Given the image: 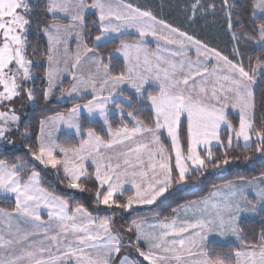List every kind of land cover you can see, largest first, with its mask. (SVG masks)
Wrapping results in <instances>:
<instances>
[{
    "label": "snow or ice",
    "instance_id": "obj_1",
    "mask_svg": "<svg viewBox=\"0 0 264 264\" xmlns=\"http://www.w3.org/2000/svg\"><path fill=\"white\" fill-rule=\"evenodd\" d=\"M186 8L192 23L217 9L223 12L233 41L232 58L128 0H45L44 15L51 22L41 29L47 38V87L42 98L47 101L61 91L74 99L90 93L91 99L41 121L36 150L30 152L39 164L62 171L69 189L85 191L82 181H93L97 205L132 210L134 205L163 203L161 198L167 199L175 189L239 159L228 154L234 140L237 146L242 140L245 149L255 146L264 157V127H256V86L264 85V56L256 57L255 66L249 56L246 67L241 53V45L248 43L264 52V0H250L246 12L235 11V0H191ZM90 12L97 17L92 23L87 21ZM32 16L31 0H0V139L21 120L13 102L35 100V89L26 87L35 81L38 66L31 58L37 53H29ZM64 19L69 23L58 22ZM89 28L99 32L92 47ZM130 30L136 39L126 38ZM73 35L76 50L70 53L68 40ZM147 37L157 41L155 50L149 49ZM117 40L112 53L100 54L101 46ZM120 54L125 68L116 72L112 61ZM65 73L71 76L67 90ZM153 82L155 94L148 91ZM125 86L140 99L135 114L125 112L116 100L124 96ZM127 103L132 107L131 98ZM109 104L122 118L131 117L133 125L122 119L113 128ZM144 104L152 114L148 122L139 118ZM84 110L103 120L107 138L93 128L81 131ZM230 110L239 113L238 125L229 120ZM59 124L74 130L79 143L61 145L45 130V125ZM222 128L227 132L224 139ZM164 132L170 146L162 139ZM213 142L225 149L222 159L214 155ZM126 184L134 194L121 201ZM248 188L254 189L257 204L245 194ZM0 193L11 194L15 201L13 211L0 208V264H264V231L249 241L240 227L242 214L255 213L257 206L264 211V174L213 185L207 196L185 202L169 216L155 217V223L132 220L127 231L135 235L131 247L142 258L137 260L122 254L124 235L116 230L112 216L93 215L84 205L73 206L55 195L41 185L40 173L30 170L27 162L0 159ZM42 208L48 209L47 220ZM212 234L234 237L239 244L213 251L206 243Z\"/></svg>",
    "mask_w": 264,
    "mask_h": 264
},
{
    "label": "trees",
    "instance_id": "obj_2",
    "mask_svg": "<svg viewBox=\"0 0 264 264\" xmlns=\"http://www.w3.org/2000/svg\"><path fill=\"white\" fill-rule=\"evenodd\" d=\"M90 2L91 0H87ZM128 2L134 3L141 7L149 8L153 11L159 19H164L166 22L172 24L175 27H179L182 31H187L190 35L195 36L197 39L209 44L210 47H214L217 50L223 51L224 54L231 57V48L233 41L230 38V34L227 30V24L223 12L217 9L215 14L209 12L206 16H198L195 23L189 21V13L186 5L191 3V0H128ZM206 3L211 0H205ZM219 4V0H215ZM237 8L235 11L246 12L249 9L250 0H235ZM34 6L32 16V29L29 34V41L31 47L29 53L36 52L37 55L31 56L36 65L34 69L35 81L32 83L34 91V105L26 115L25 119L16 128L12 135L13 141L16 146L13 149H0V159L6 160L10 163L27 162L30 170H35L40 173L41 185L53 192L55 195L68 199L70 204L75 206L76 204L84 205L94 215L105 216V212L99 210V206L95 203V187L93 181H82L85 184V191L78 189H69L66 186V179L62 172H58L56 169H52L50 166L45 167L35 161L31 155L30 149L35 151L38 144V137L40 132L41 121L49 116L57 113H65L74 104L87 100L84 97L75 101L61 103L53 98L51 100H44L42 98V91L44 90L45 83L43 80L47 59V42L45 36L42 34L41 29L45 22H51L45 15V0H35L32 4ZM96 18L93 14L87 15V21L89 23L94 22ZM243 29H237L242 31ZM89 35L87 41L89 45H92L94 35H98L99 32L96 29L89 28ZM127 39H132L133 36L129 35ZM93 46V45H92ZM118 46V40L110 43H106L101 46L98 51L101 55L107 57L112 50ZM241 53L244 57V63L247 67L248 57L251 56L253 65L257 56H264V52H261L257 47L248 43L241 45ZM107 62V60L105 61ZM112 67L114 71L119 72L124 70V62L118 57H115L112 61ZM155 89L149 88L148 91L154 92ZM125 95L132 98V107H126V111H132L134 114L137 109L141 108V102L138 101L131 93L125 92ZM151 111L147 104H144L143 111H140L139 118L146 122L151 120ZM116 116L111 118L113 126L116 127ZM229 120L233 125H238L239 116L229 114ZM186 123H182L181 141L183 142ZM256 127H264V85L257 84L256 86ZM88 128H93L101 136L106 137V133L103 130L101 123L97 120L90 121L85 116L81 117V129L87 131ZM227 132L223 129L221 133V139H224ZM81 137L75 135L61 134L59 142L68 145L78 144ZM169 144V143H168ZM65 145V144H64ZM254 147L251 149H245L243 145L239 143L233 144L231 149H228L229 157H239L237 160H230V163L226 166H222L218 170H210L204 177L199 180L189 182L186 185L175 189L173 195L167 199L162 198L163 203L160 201L150 211L144 212L140 215H132L129 220L136 218L137 216L152 215L157 216H169L173 209L180 206L182 203L198 199L208 194L213 185H219L226 183L227 181H233L240 178L250 179L259 177L264 174V157L256 153ZM224 148L221 145L212 148L214 155L217 158H223ZM245 156H251V160H245ZM121 199V198H120ZM121 201H123L121 199ZM9 203V205H8ZM7 208L14 207V201H7L4 199L1 201V206ZM240 227L243 229L242 235L249 241H253L258 237L261 231H264V211L260 213L258 218L245 219L240 222ZM211 250L217 252L227 251L230 247L234 248L232 244H216L211 243L208 245Z\"/></svg>",
    "mask_w": 264,
    "mask_h": 264
},
{
    "label": "rangeland",
    "instance_id": "obj_3",
    "mask_svg": "<svg viewBox=\"0 0 264 264\" xmlns=\"http://www.w3.org/2000/svg\"><path fill=\"white\" fill-rule=\"evenodd\" d=\"M34 2H35V0H31V4H33ZM32 8L34 9V6H32ZM94 17L97 19V17L95 15H94ZM58 22L65 23V24L69 23V21L67 19L60 20ZM130 32H131V35L133 36L132 39H136L137 34L135 33V31L134 30H130ZM45 38H46V36H45ZM146 39H147V43H148L149 49L150 50H155L157 41L153 37H147ZM46 40H47V38H46ZM93 43H94V39L92 40V45H93ZM92 45H89V47H92ZM68 48L70 50V53H74L75 52V50H76V37H75V35H73L72 37L69 38V40H68ZM116 57H118L121 60H123L122 54H120V55H118ZM193 58H195V57L193 56ZM46 60H45V64H46V69H47ZM123 62H124V66H125L126 62L124 60H123ZM253 66H255V64ZM88 67L89 66L85 67V72H84L85 75L87 74ZM46 69H45V72H46ZM43 80H44V83H45L44 89H46L47 84H46L45 74H44ZM32 83L33 82H29L26 85V87H32L33 88V84ZM70 86H71V76L68 75L67 73H65L64 74V78H63V88L65 90H67V89L70 88ZM149 88L155 89L154 92H152L153 94H155V92L157 91V86L155 85L154 82L152 83V86L149 87ZM125 89L126 90L124 91V96L123 97L117 96L116 100L120 103V106L125 110V112H127L126 111V107H128L127 100H128V98H131V97H128L127 95H125V92L131 93L134 97H136L138 99L139 102H140V99L134 94V92H135L134 89H131L128 86H125ZM84 97H89V98H86L87 100L91 99V94L89 93L88 95H86ZM84 97H83V99H84ZM53 98H56V100L58 102H61V103L71 102V101H75V100L81 99L80 97H76L74 99L73 97H69L66 94H62L61 91H56L54 93L53 97L50 98L49 100H51ZM87 100H83L82 102H79V103L80 104L87 103ZM131 101H132V98H131ZM33 105H34V101L28 100L27 97H24L23 99L18 98V99H16L13 102L11 107L15 108L16 113L18 115H20V117H21L19 125L25 119L26 115L28 114V112L30 111V109L32 108ZM109 108L111 109V111L109 113V121L111 122V118L113 116H116V119H114L115 122H116V127H114L113 123L111 122L113 128L119 127L120 124H121V120L122 119H123V123L128 124L130 127L133 125V121H132L131 117L124 116L122 118L121 115L119 114V110L115 107V105L109 104ZM65 113H67V112H65ZM230 114H234V115L239 116V113L237 111H235V110H230ZM52 116H54V115H52ZM52 116H49V117H52ZM82 116H85L90 121H95V120L99 121L101 123L102 127H103V130L106 133V125H104L103 120L101 118H99V117H89L86 110H84L82 112L81 117ZM49 117H47V118H49ZM81 117H80V123H81ZM47 118L43 119L42 121L46 120ZM183 122L186 123V121L182 120V123ZM238 122H239V120H238ZM19 125H18V127H19ZM18 127L17 126H11L10 127V131L6 134L7 138L6 139H0V149H13L14 146H16V144H14V141H13L12 133ZM40 128H41V126H40ZM45 130L46 131H51L52 138L57 143H59L61 145L65 144V146H68V144L67 143L62 144V143L59 142L60 135L61 134L75 135L74 134V130L68 129L66 127V125H64V124H59L58 126L45 125ZM222 130H223V128H222ZM81 131L86 133V131H83L82 129H81ZM221 133H222V131H221ZM75 136H77V135H75ZM39 137H40V132H39ZM77 137H80V136H77ZM105 138H107V134H106ZM162 139H163V141H164L166 146H170L171 141H170V138L167 137V133L166 132L162 133ZM253 140H255L254 136H253ZM78 143H79V141H78ZM239 143L241 145H243V141L242 140ZM233 144H237V142L234 140ZM215 146H218V144L213 142L212 148L215 147ZM57 155L59 157V153ZM88 170L92 171L91 166H89ZM62 174H63V172H62ZM259 177L250 178V179H244V180H246V181L254 180V179H257ZM237 180H239V179H237ZM237 180H233V181H237ZM223 184H225V183H223ZM223 184H219V185H223ZM219 185H217V186H219ZM125 189L126 190L124 192V195H123V197H121L122 200L124 198H126L127 196L134 194V189L131 187V185H127L126 184L125 185ZM212 189H213V187L210 189V191ZM73 190H76V189H73ZM209 192H208V194H209ZM245 194L247 195L248 199L252 202V204H257V197L255 196L254 189H252V188L246 189V193ZM207 195H205V196H207ZM4 199H6L7 201L8 200L9 201H14V197L11 194H9L8 196H5L3 193H0V208L8 210V211H13L14 208H15V201H14V207L13 208H7V207H4L3 205L1 206V201H3ZM194 200H197V199H194ZM184 203H182V204H184ZM8 205H9V203H8ZM155 205L156 204H154V205H134L132 210H123V209L115 208L114 206L109 208L108 206L98 205L99 206V210L102 211V212L103 211L105 212V216H112L113 217V222H114L116 230L120 231L124 235L125 247L122 249V254L123 255H127L129 257V259H131V260H137V259H142V258H139L138 257V253L135 251V248L131 247V245L135 244L136 241H135V235L133 233L127 231L128 225L131 223L132 220H137V221L145 220L148 223H155V217H157V215L152 214V215H146L145 216L143 214V216H137L136 218H134L132 220H129V221H128V218H130V216L135 215V214L136 215H140V214H142L144 212L150 211L151 209H153V207ZM177 208H175V209H177ZM47 212H48L47 208H42L41 209V216H42V218L44 220L48 219ZM261 212H263V211L259 208V206H257V211L255 213L247 212V213L242 214V216L240 218V222H242V220H245V219L258 218ZM206 243H207V245H209L211 243H216V244H228V245L232 244V245H235V246H237L239 244V242L234 237L228 236L226 238H221L220 236H218L216 234L210 235L208 237V240L206 241ZM140 246L142 248L145 247V245L142 242H141ZM144 264H147V262H144Z\"/></svg>",
    "mask_w": 264,
    "mask_h": 264
}]
</instances>
